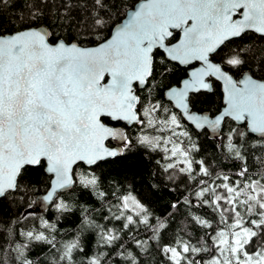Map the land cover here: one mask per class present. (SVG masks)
Segmentation results:
<instances>
[{"label":"snow or ice","instance_id":"obj_1","mask_svg":"<svg viewBox=\"0 0 264 264\" xmlns=\"http://www.w3.org/2000/svg\"><path fill=\"white\" fill-rule=\"evenodd\" d=\"M120 2L0 0V215L17 193L30 187L25 183L28 169L45 162V171L55 179L43 199L53 202L57 212L71 211L59 199L58 190L75 183L85 189L99 190L101 177L96 170L103 163L123 158L125 150L131 151L133 146L132 140L110 124L147 122L155 127L151 117L161 105L151 101L142 104L133 85L147 87L154 84L158 75L169 71L166 66L160 68L165 64L163 57L159 63L156 61L154 49H162L170 60L181 64L191 60L203 62V67L191 73V80L184 81L182 89L173 88L168 93L185 113L189 90L208 89L210 85L204 78L213 75L225 84L224 115L246 121L249 131L260 135L259 141L249 144L244 139L247 133L232 130L228 152L240 161L239 171L235 173L238 179L218 176L221 184L202 187L196 193L202 205L207 204L220 213L225 227L213 229L215 235L205 232L195 243L192 238L176 240L163 246L162 254L167 264H264V57L248 67L255 57L241 55L248 51L242 43L236 45L238 50L232 49L227 55L218 51L222 50L221 46L228 48L236 38L243 42L249 30L264 39V0H144L130 13L126 23L112 29L109 21ZM8 11H13V15H7ZM236 13L242 18L233 19ZM174 30H180L182 35L178 36ZM63 33H69L71 38H65ZM89 33L98 42L93 47H82L77 39ZM214 54L220 56L217 63L210 60ZM242 67H248L246 75ZM234 69L233 75L238 79L229 74ZM188 118L198 128L207 124L215 129L223 116L215 120L205 117L202 121L191 115ZM165 123L179 127L174 114ZM233 136L243 139V143H232ZM109 138L122 141V146L106 147L104 142ZM135 143L151 146L153 150L159 146V141L147 135L137 137ZM172 143L171 155L184 158L178 161L186 165L181 171L191 173L193 161L189 151ZM254 152L260 156L255 157ZM247 157L258 160L257 171L250 170ZM196 163L203 176H211L203 160ZM81 164L87 165L88 170L76 176L75 168ZM174 167L170 163L165 170ZM217 187L223 191L217 192ZM206 193L210 194L208 198ZM99 195L105 197L103 191ZM117 199L125 210L131 202L132 208L139 210L137 217L143 214L142 222L149 224L150 213L131 193ZM186 203L191 201L186 199ZM122 216L123 212L114 218L119 220ZM124 219L127 221L124 228L136 223L132 215ZM193 220L202 228H212L208 220L199 217ZM84 222L89 223L87 217ZM4 223L0 220V225ZM7 225L4 231L12 239L0 243V264H107L105 258L113 253L125 264H142L138 255L119 251L124 247L117 244L120 237L109 229H102L100 240L115 246L102 255H89L78 237L56 242L54 236L46 235L56 230L46 220H41L43 231L27 230L20 226V221L11 219ZM21 237L26 242H20ZM32 242L46 244L50 251H55L48 260H40L39 256L30 259L26 250ZM136 243L139 246L141 241ZM204 254H208L207 258ZM77 256L84 258L77 261ZM114 264L122 262L118 259Z\"/></svg>","mask_w":264,"mask_h":264},{"label":"trees","instance_id":"obj_2","mask_svg":"<svg viewBox=\"0 0 264 264\" xmlns=\"http://www.w3.org/2000/svg\"><path fill=\"white\" fill-rule=\"evenodd\" d=\"M138 1L121 0L113 11L112 19L109 21L110 27L112 28L120 22L126 11ZM56 2L58 3L59 0ZM73 3H76V0H73ZM80 14L83 15V12ZM7 15H13V11H8ZM81 31L85 32L86 30L81 29ZM56 32L61 35L59 29ZM104 34L107 36L109 33L106 31ZM62 35L65 38H71L69 33ZM77 42L83 46H89L98 41L89 33L78 37ZM241 43L248 49L241 55L255 57L249 62L248 67L258 64L264 57V39L252 32H247L244 35L243 42L240 38H236L233 43L229 44L228 48L221 46L222 50L218 51L221 55H227L230 50L236 49V45ZM154 52L157 53V63L162 57L165 61V64L160 65L161 70L166 66L169 71L163 75H158L154 84L144 87L137 94L141 97L142 104L151 101L152 104L161 105V108L151 117L156 122L155 127L146 122L145 125H133L127 130L126 136L133 141L131 151L125 150L123 158L114 163H103L101 168L96 170V174L101 177L98 191L91 188L85 189L79 183H75L70 190L59 194V199L71 207L70 212H57L53 202L44 210L37 208L35 198L48 188L50 178L43 171L44 164L38 168L28 169L25 173V183L30 187L27 191L22 190L17 193L10 205L5 202L8 206L0 215V220L5 222L0 225V243L12 239L4 231L7 221L10 219L20 221V226L27 230L37 228L41 231H43L40 227L41 220H46L50 224H54L56 229L51 233L46 232V235L54 236L56 242H64L78 237L85 252L89 255H102L115 246L106 245L100 240L102 229H109L112 230L113 234L120 237L117 244L124 246L119 251L125 252V255L128 252L138 255L142 264H167L166 257L161 251L163 246L172 244L179 239L188 240L189 238H192L193 243H195L198 238L204 237L205 232L215 235L213 229L225 227L224 223L221 222L220 213L214 212L212 207L207 204L202 205L201 199L197 198L196 193L202 187L208 185L216 187L221 184L222 181L217 179L218 176L227 175L233 181L238 179L235 173L239 171L240 161L234 160L228 152V137L232 130L247 132L243 124L237 125L230 120H225L219 134L213 137L208 135L205 130L198 132L183 122L179 114L172 109L170 103L163 99V91L170 85L177 84L185 75V69L166 60L159 51L155 50ZM211 59L219 62L220 56L214 54ZM248 67H242L243 72L248 71ZM235 72L234 69L231 74ZM220 98L221 93L218 85L212 83L210 92H199L191 95L189 105L192 110L208 112L213 115L221 106ZM173 114L177 117L179 127L165 123ZM145 119L147 121V118ZM182 132H187L188 135H179ZM141 135H147L154 141H159V146L153 150L151 146L146 147L135 143L137 137ZM244 139H247L249 144H255L260 140V138L249 133ZM172 142L189 151V158L193 161L191 173L181 171V168H186V165L178 162L184 159L182 156L179 154L177 156L171 155ZM232 143H243V139L233 136ZM191 145L196 147L192 148ZM254 156L259 157L260 153L254 152ZM201 160L209 168L211 176H203L200 173V165L196 161ZM247 160L250 170L255 172L259 169L258 160H254L253 157H247ZM170 163L175 164V167L165 170ZM87 170L88 167L81 164L80 167L75 168L76 176ZM201 180L205 181V184H200L199 181ZM100 191L105 193L104 198L100 197ZM216 191L222 192L223 189L217 187ZM129 193L143 204L150 213L148 225L142 222L143 214L137 217L136 212L139 210L133 209L131 202H129L127 210L120 205L117 197ZM209 195L206 193L205 198H208ZM186 199L191 201V204L186 203ZM173 204L176 207H172ZM121 212H123L121 219H115L114 217L120 216ZM127 215H132L136 223L124 228L123 225L127 223L124 216ZM25 216L27 219L23 218ZM85 217L89 223L84 222ZM193 217L210 221L212 228H202L195 223ZM161 224L164 227H160ZM7 226L13 227L14 225ZM19 240L26 242L23 241L22 237ZM136 241H141V244L138 246ZM5 247L7 248L8 245L5 244ZM54 251V249L50 251L46 244L32 242L29 250H26V254L33 260L37 256L40 260H48ZM204 255L207 258L208 254ZM83 258L82 256L76 257L77 261ZM105 259H107V264H114L118 259L121 260L122 264H125L123 259L116 256L115 253L110 258Z\"/></svg>","mask_w":264,"mask_h":264},{"label":"water","instance_id":"obj_3","mask_svg":"<svg viewBox=\"0 0 264 264\" xmlns=\"http://www.w3.org/2000/svg\"><path fill=\"white\" fill-rule=\"evenodd\" d=\"M143 2H144V0H140V1H138L137 3H135V4L133 5V7H131L130 9H128V10L126 11L124 17L121 19V21L118 22L117 24H115V25L112 27V29H114L115 27H117V26H119V25H121V24H123V23H126V22H127V19H128V16L130 15V13H131L132 11H134L136 8H138L139 5L142 4ZM235 15H237V16H236L235 18H233V19H241V18H242V17L240 16L239 13H236ZM174 31L178 33V36L182 35V33L180 32V30H174ZM248 32H252V33H254V34H256V35H260V34H258V33H255L253 30H249ZM176 42H177V41L175 40V41H173L172 43H176ZM95 45H96V44H94V45H89V46H83V45H81V46H82V47H93V46H95ZM155 50H156V49H154V51H155ZM159 51L163 53V50H162V49H159ZM163 55H164V57H165L168 61L173 62V63H176V64H178V65H180V66H187V65L194 64V63L197 64V66H196L195 68H193V69H191V70L188 71V75H187V77L184 78V79H182V80L179 82V84H178L177 86H172V87H170V88H167V89H165L164 92H163V97H164L167 101H169V102L172 104V107H173L175 110H177V111L179 112L180 117H181V118H182V119H183L188 125H190L194 130H196V131H198V132L201 131V130H203V129H206V130L209 131L210 135L215 136V135L218 134L219 130L221 129V126H222L224 120H225V119H229V120L233 121V122H234L235 124H237V125L244 124L245 130H246L247 133H249V134H251V135H253V136H255V137L260 138V135H259L258 133H253V132H250V131H249V129L246 127V123H247L246 121H236V120H234L231 116L224 115L225 109L227 108L226 92H225V84H224V81H223V80L217 79L216 76L209 75V76H206L204 79L206 80L208 77H211L212 79L216 80V81L219 82V84H220L221 92H222V107H221V109L219 110V112L216 113V114L213 115V116H210L208 113H199V112H197V111L192 110L191 107H190V105H189L188 97H189V95H190L191 93H196V92H198V91H202V90H207V91H208V90L210 89V87H209L208 89L200 88L198 91H196V90H189V92H188V94H187V101H186L187 104H188V111H187V113H185L184 109H183L182 107H179V106H178V102H177V100H176V99H173V98H170L169 95H168V93H169V91H170L171 89H173V88L178 89V90H179V89H182V88L184 87V81H186V80H191V73H192L194 70L203 67V66H204V65H203V62H202V61H199V60H191L190 63H188V64H181V63H179V61H173V60H170V58L167 57V54H166V53H163ZM210 60H211V59H210ZM212 62H213V61H212ZM213 63H214V62H213ZM247 73H248V72H244L245 75H246ZM107 79H108V78L106 77V80H107ZM205 82L208 83V84L210 85V82H209V81H205ZM135 85H136L139 89L142 88V86H139V85H137V84H135V83H134L133 87H134ZM190 115L193 116L194 118H195V117L200 118L201 121H202L205 117H206L208 120H215V119H217L218 117L223 116V119L221 120L220 125H219L217 128H215V129L208 127L207 124H205L204 127L198 128V127L196 126V123H195L192 119H189V118H188ZM113 122H116V121H113ZM119 123H122L123 125H126L127 127H129V126L135 124V123H128V122H124V121H119ZM136 125H137V124H136ZM111 127H115V128L119 129L121 132L124 133V129H123V127H121V126H111ZM124 134H125V133H124ZM108 141H111L112 143H115V145H114V146H108L107 143H106V142H108ZM104 143H105V146H106V147H109V148L115 149V148L121 147L120 145H121L123 142L120 141V140H118V139H112V138H109V139H107ZM82 165H83V164H82ZM46 166H47V165H46V162H45V163H44V167H43V171H44V173H45L47 176H49L50 179H49L48 188H47L43 193L37 195L36 198H35V204H36V206H37V208H38L39 210H44V209H46V208H47L48 206H50L51 203H52V202H49V201H45V200L43 199V197H44V196L47 194V192L51 189L52 181L55 179V177H54L53 174L48 173V172L45 171V167H46ZM84 166L88 167L87 165H84ZM73 185H74V184H73ZM73 185H71V186H70L69 188H67V189H60V190H58V194H61V193H63V192H66V191L70 190V189L73 187Z\"/></svg>","mask_w":264,"mask_h":264},{"label":"flooded vegetation","instance_id":"obj_4","mask_svg":"<svg viewBox=\"0 0 264 264\" xmlns=\"http://www.w3.org/2000/svg\"><path fill=\"white\" fill-rule=\"evenodd\" d=\"M237 15H234V17L233 18H235ZM176 34L178 35V33L176 32ZM173 41H175V40H172V42ZM157 51H159V50H157ZM160 52V51H159ZM161 54H163L162 52H160ZM164 56V55H163ZM165 58V57H164ZM166 59V58H165ZM210 59H211V57H210ZM167 60V59H166ZM212 60V59H211ZM213 61V60H212ZM214 63H217V62H215V61H213ZM173 63V62H172ZM174 64H176V63H174ZM178 65V64H177ZM178 66H180V65H178ZM197 66V64L196 63H194V64H191V65H187V66H180V67H182V68H184L185 69V75L179 80V82L182 80V79H184V78H186L187 77V75H188V71L189 70H191V69H193V68H195ZM222 69H223V67H222ZM244 72H248L247 70L246 71H244ZM230 75H233V74H231V73H229ZM233 78L234 79H238L239 77H237V76H235V75H233ZM205 81H209L210 82V89L207 91V90H202V91H198V92H196V93H191L190 95H189V97L191 96V95H194V94H197V93H199V92H210L211 90H212V83H215V84H217L218 85V87H219V90H220V93H221V98H220V100H221V106H220V108H219V110L221 109V107H222V92H221V87H220V84H219V82H217L216 80H214V79H212L211 77H208ZM179 82L177 83V84H172V85H170L169 87H167V88H170V87H172V86H177L178 84H179ZM144 87H142V88H138V87H134V89L136 90V93H140L141 92V90L143 89ZM167 88H165V89H167ZM164 89V90H165ZM137 95H139V94H137ZM189 97H188V100H189ZM163 99L164 100H166L164 97H163ZM167 101V100H166ZM168 103H170L169 101H167ZM170 105H171V107H172V104L170 103ZM138 107H139V105H138ZM172 109H174L173 107H172ZM175 110V109H174ZM219 110L216 112V113H218L219 112ZM176 111V110H175ZM177 112V111H176ZM198 112V111H197ZM178 113V112H177ZM208 113V112H207ZM215 113V114H216ZM179 114V113H178ZM210 116H213V115H211V114H209ZM180 116V115H179ZM180 119H181V117H180ZM182 120V119H181ZM183 121V120H182ZM184 122V121H183ZM111 126H121V127H123V129H124V133H125V135L127 134V130H129L133 125H131V126H129V127H127L126 125H123L122 123H119V122H112L111 124H110ZM203 130H205L207 133H208V135H209V131L208 130H206V129H203ZM203 130H201V131H203ZM200 131V132H201ZM108 145L109 146H114L115 145V143H112V142H108ZM122 146V145H121Z\"/></svg>","mask_w":264,"mask_h":264},{"label":"bare ground","instance_id":"obj_5","mask_svg":"<svg viewBox=\"0 0 264 264\" xmlns=\"http://www.w3.org/2000/svg\"><path fill=\"white\" fill-rule=\"evenodd\" d=\"M228 123V122H227ZM234 126V125H233Z\"/></svg>","mask_w":264,"mask_h":264}]
</instances>
